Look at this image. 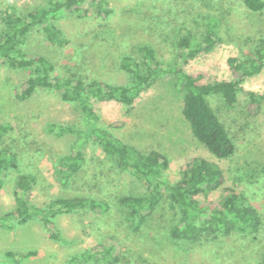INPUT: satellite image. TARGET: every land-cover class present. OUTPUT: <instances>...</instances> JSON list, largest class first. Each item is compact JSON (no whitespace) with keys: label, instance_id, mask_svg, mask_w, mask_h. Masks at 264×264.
Segmentation results:
<instances>
[{"label":"rangeland","instance_id":"rangeland-1","mask_svg":"<svg viewBox=\"0 0 264 264\" xmlns=\"http://www.w3.org/2000/svg\"><path fill=\"white\" fill-rule=\"evenodd\" d=\"M44 8V0H0V34L3 13L24 17ZM82 10L60 12L53 20L65 40L62 45L49 41L39 26L31 28L26 37L24 51L52 63V81L94 80L126 86L131 78L121 67L124 58L145 73L148 63L141 49L148 47L160 67L168 69L183 52L180 40L184 36L197 53L178 69L201 85L230 81L234 76L228 60L244 61L264 42V9L250 12L242 0H87ZM208 24L213 28L209 46L205 42ZM30 75L29 70L11 69L0 61V123L11 128L0 149L13 152L18 163L17 170L3 177L0 215L13 210V192L21 174L36 177L29 201L38 208H47L58 198L74 197H92L109 208L59 214L56 225L69 243L50 239L37 220L2 226L0 262L6 261L7 251L36 253L19 264H64L82 251L101 253L111 248L110 255L102 254L86 264H264V102L255 106L245 93H239L237 102L228 107L219 94L207 97L235 147L230 158L218 160L192 136L182 115L183 91L176 87L178 79L172 73L160 74L129 109L115 101L92 100L102 124H114L115 137L141 153L152 151L167 158L168 167L162 172L166 181H179L193 159L217 165L223 185L197 196L204 209L219 208L233 192L241 206L258 216L259 225L250 233L225 235L208 229L192 242L170 237L178 209L164 187L159 206L146 213L141 227H133L121 200L146 195L145 183L105 157L93 141L85 148L82 169L68 181L61 179L59 160L73 152L76 135L51 132L50 127L81 126V115L74 105L62 102L55 90L37 89L28 99L18 100ZM241 86L245 92L264 95V67L258 75L245 78Z\"/></svg>","mask_w":264,"mask_h":264},{"label":"trees","instance_id":"trees-1","mask_svg":"<svg viewBox=\"0 0 264 264\" xmlns=\"http://www.w3.org/2000/svg\"><path fill=\"white\" fill-rule=\"evenodd\" d=\"M47 8L28 13L26 16H15L5 12L1 17L3 29L0 34V61L11 69L29 70L31 75L22 84L18 100L24 101L32 96L37 89L55 90L62 102L74 105L81 115V126H54L50 131L76 135L73 152L62 156L59 160V174L63 181H68L78 173L86 160L85 148L90 141L98 145L105 157L118 162L131 175L144 181L146 195L128 196L121 204L128 210L129 219L134 228L138 229L145 221L146 213L154 211L160 204L161 187L169 192V200L178 209V220L169 228V235L176 240L196 242L209 230H217L225 235L231 232L250 233L259 225L258 216L253 209L240 205L239 197L230 192L219 208L204 209L197 201V196L216 190L223 185V174L220 168L203 159H193L189 169L182 178L174 183L166 181L162 172L168 167V160L157 152L148 154L129 146L125 139L113 135V125H103L94 110L92 100L99 102L115 101L124 109L133 106L139 95L151 88L159 79L160 74L172 73L177 76L176 87L183 91L182 115L188 122L192 136L218 160L230 158L235 147L229 138L224 125L207 102L210 95L219 94L226 106L231 107L237 102V95L245 93L249 102L255 106L264 102V95L245 92L241 86L245 78L258 75L264 67V42L244 61L229 59L228 64L234 78L230 81H216L198 84L197 79L186 74L178 66L195 57L197 49L192 47L189 37L180 40L182 53L168 67L162 69L155 61L154 53L148 47L142 48L144 59L148 63L145 73L137 70L129 58H124L121 67L130 74V83L126 86H111L99 81L83 82L80 80L52 81L54 71L52 63L45 57L26 53L23 49L26 37L33 27H41L45 37L59 45L65 43L61 31L53 25V20L60 12H82V5L87 0H44ZM243 6L250 12L259 13L264 9V0H242ZM105 12H107L105 10ZM213 28L207 27L205 42L212 44ZM11 130L9 124L0 123V142ZM18 169L16 155L8 149H0V190L3 177L9 171ZM36 184V177L21 174L16 180L13 192L15 206L12 211L0 215V227L13 224L25 225L32 220L39 221L49 232L50 239L69 243L61 235L55 219L61 213L76 210L92 212L107 211L109 205L92 197L58 198L47 208H38L30 203L31 191ZM111 248L104 252L96 249L86 250L71 256L64 264H86L98 259L100 255H110ZM34 251L16 254L12 251L4 253L5 262L0 264H19L22 259L35 256ZM101 257V256H100Z\"/></svg>","mask_w":264,"mask_h":264},{"label":"crops","instance_id":"crops-1","mask_svg":"<svg viewBox=\"0 0 264 264\" xmlns=\"http://www.w3.org/2000/svg\"><path fill=\"white\" fill-rule=\"evenodd\" d=\"M143 93V92H142ZM119 104V103H118ZM120 105V104H119ZM122 107V106H121Z\"/></svg>","mask_w":264,"mask_h":264}]
</instances>
